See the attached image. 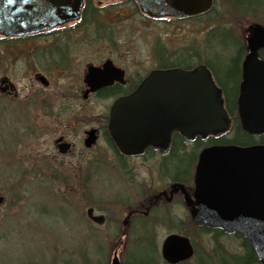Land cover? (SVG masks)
I'll list each match as a JSON object with an SVG mask.
<instances>
[{"label":"rangeland","instance_id":"374dc122","mask_svg":"<svg viewBox=\"0 0 264 264\" xmlns=\"http://www.w3.org/2000/svg\"><path fill=\"white\" fill-rule=\"evenodd\" d=\"M99 1L110 6L111 10L97 13L99 18L96 19L112 21L116 16H124L121 22L111 24V29L119 40L118 46L123 41L119 50L128 52L129 60L134 61L133 68H137L136 62H143L139 65L144 68L152 65L158 44L166 53L175 50V61H180L179 55L185 51L193 52L197 57L201 53L205 56V44H208L207 57L218 68L229 62V57L234 56L235 48L229 45L224 49L218 39L209 35L207 41L209 27H230L236 37L244 42L246 34L243 30L250 24H257L248 16L234 18V11L225 0H214L212 10L201 17L170 22L166 19H147L132 0ZM104 27L107 28L105 25ZM95 46L99 52L107 50L99 42ZM73 50L84 54V51H88V45L80 42ZM9 71L19 86L28 85L20 61L11 66ZM26 107L21 101L0 99V194L5 197L4 204L0 206V264H84L82 255L90 259V264H109L114 252L123 262V258L136 256L139 249L144 250L146 255L149 254L150 248L146 243L135 244L136 238L141 234H150L160 259L161 242L170 232L186 233L195 245L197 254L187 264H197V255L211 252L215 243L223 253H243L241 237L220 235L216 241L212 240L214 233H202L195 228L180 202L167 207L170 216L166 214L164 217L163 213L157 216L160 221L154 229L139 230L137 234L131 231L125 238L119 232L107 229L106 225L94 228L85 216L89 205L104 206L102 203L109 200L106 197H125L127 194L134 200L142 189L139 183L144 186L146 193H150L153 188L166 186L171 181L167 173L173 175L177 168L170 167L164 173L154 169L153 165L149 167L145 159H139L138 167L132 172L136 175V183L132 187L133 191H128L125 185L128 183L127 177L116 168L112 169V156L105 150L107 145L104 142L100 140L94 154L90 155L84 152L82 137L70 134L68 138L74 146L70 153L60 155L59 158L53 143L58 135V107H48L47 118L38 114L37 107L31 108V111ZM74 108L76 107H67L64 110L60 129L66 127L70 130V126H76L77 118L69 117L79 110L77 108L74 111ZM90 108L91 112L86 111L81 115L101 116L106 112V108L101 106L85 109ZM31 115L39 116L37 120L44 122L37 123V128H33L34 124L29 123L27 117ZM33 131L36 133L33 134ZM231 135L229 133L226 136ZM238 138L240 142L248 140L240 132ZM182 151L190 154L193 147L185 146ZM185 161L188 159L183 160L179 169L187 168ZM119 216L121 213L117 217L121 223ZM151 223L145 221L148 226ZM163 263L161 259L158 262ZM215 264H248V261L245 258L234 259L222 255Z\"/></svg>","mask_w":264,"mask_h":264},{"label":"water","instance_id":"95a60500","mask_svg":"<svg viewBox=\"0 0 264 264\" xmlns=\"http://www.w3.org/2000/svg\"><path fill=\"white\" fill-rule=\"evenodd\" d=\"M150 16L179 18L207 13L212 0H136ZM82 0H0V34L25 35L46 30L78 18ZM247 53L241 65L237 114L242 130L264 134V26L250 24L243 30ZM92 72V68L89 69ZM230 118L221 93L209 70L173 68L151 72L142 85L117 99L109 110L108 131L124 154H140L147 146H161L164 152L174 131L185 141L195 134L223 133ZM94 131L84 140L95 143ZM67 143L58 146L68 152ZM197 208L191 211L195 223L237 233L264 264V144L247 147L214 145L199 153L194 173ZM3 197L0 196V204ZM91 220L100 222L88 211ZM160 255L169 264L188 260L193 246L188 237L169 234L161 242ZM110 264H121L116 252Z\"/></svg>","mask_w":264,"mask_h":264},{"label":"flooded vegetation","instance_id":"af4514ba","mask_svg":"<svg viewBox=\"0 0 264 264\" xmlns=\"http://www.w3.org/2000/svg\"><path fill=\"white\" fill-rule=\"evenodd\" d=\"M109 10H111L110 6L101 3L99 0L96 3L91 0L90 7L88 8L87 6L84 9L83 5L76 20L66 21L48 30L21 36L0 34V99H5L9 102L21 101L27 106V110L30 111L31 108L37 107L38 114L44 118H47L48 107L57 106L56 116L58 117L59 126L58 135L53 143L59 158L60 155H65L59 152L58 146L60 144L67 143L69 145L68 153L71 152L74 146V143L68 138L70 134L82 137L84 152L90 155L94 154L93 151L101 140L107 145L105 150L112 156L110 159L112 163L110 165L114 166L112 169L116 168L123 175H126L128 183L123 182L128 191H133L132 187L136 183L134 179L136 175H133V173L135 172L134 169L138 167L139 159H145L149 167L153 165L155 166L154 169L164 173H167L166 170L170 167L177 168L173 175L167 173L171 177V181L162 188H153L150 193H146L143 189L144 186L139 183L140 188L142 187L143 190L141 189L134 200L128 194L125 197L105 196L109 200H106V203H102L104 206L91 204L86 208L85 216L94 228L106 225L107 229L112 232H119L121 237L125 238L131 231L136 232V229L140 231L154 229V226L160 221L159 215L163 213V215L165 214L164 217H166V214L170 216L167 207L175 202L182 204L192 220L191 211L193 208H197L193 179L198 154L202 148L213 145H205L208 138L219 136L205 137L198 134L194 140L186 143L180 133L173 132L165 152L161 151L160 145L147 146L140 154L128 155L120 152L108 131L109 109L117 99L125 97L138 89L153 71L172 69L174 67L192 70L198 66H206L208 68L209 66L207 65L205 52V56L201 53V56L197 57L193 52L185 51L181 54L180 61H175V50H170L166 53L158 44L155 48V55H153L155 62L152 65L144 68L139 65L143 64V62H136L137 68H133L134 61L129 60L128 52L119 50L123 45V41H120L122 45L118 46L119 40H117V36L113 35V30L111 29V27L113 28L111 24L121 22L120 20L124 16H116V19H111L112 21L96 19V17L99 18L97 13H105V11ZM141 14L149 20L166 19L169 22L181 20L169 16L154 18ZM88 31L90 34H88ZM80 42H86L88 45V51H84V54L73 50L74 46L77 43L80 44ZM96 42L107 47V50L99 52L95 46ZM18 61L23 64V70H25L28 79V85L26 86H19L9 71V68ZM90 68H92V72L89 71ZM212 75L221 89L213 72ZM240 80L241 69L234 101L236 110ZM221 91L226 107V98L222 89ZM97 106L105 107L106 112L101 116L81 115V113H86V111L91 112V108L89 110L85 108ZM67 107H76L74 111L79 108L75 113H80L71 112L73 115H69V117L77 118L76 126H70V130L66 127V130L64 128L60 129V120H63L62 114L65 109L67 110ZM27 117L28 122L30 121L34 124L33 128H37V123L44 122V120H37L39 116L36 115ZM90 131H94L96 140L92 147H86L84 139ZM32 133L35 134L36 131ZM42 135L43 133L40 136ZM198 143H204L203 147H200L197 153L195 151V157L192 159L188 158L187 165H185L187 166L186 169H179L178 166L182 165V162H180L181 158L178 157L186 153L182 151L183 148L185 146L194 147ZM180 144L183 147L177 152ZM0 196L4 197L2 194ZM3 204L4 202L0 206ZM88 211L93 217L98 218L100 222L91 220L87 215ZM120 213L121 223L117 218ZM145 221L152 223L148 226ZM143 227H145V230H143Z\"/></svg>","mask_w":264,"mask_h":264},{"label":"trees","instance_id":"16d2710c","mask_svg":"<svg viewBox=\"0 0 264 264\" xmlns=\"http://www.w3.org/2000/svg\"><path fill=\"white\" fill-rule=\"evenodd\" d=\"M227 5L231 7V10L233 12L234 18L236 16H241V17H250L252 20H255L256 23L262 24L264 26V0H225ZM225 3V4H226ZM91 5V0H84V9L88 6V8ZM213 8V7H212ZM212 10V9H211ZM210 10V11H211ZM86 13V12H85ZM84 13V15H85ZM91 18V17H89ZM221 31V32H220ZM208 35L214 39H218L219 43L224 45V49L229 47V45H233L234 49V56L229 57V62L226 64H221L220 67L216 68L214 67V63L211 62V60L208 59L207 57V65L209 68L212 70L215 79L221 86V89L223 90L224 96L226 98V109L228 110V113L230 117L232 118V123L231 126L229 127L228 131L219 137H211L208 138L207 144H220V145H235V146H249V145H255V144H260L264 143V134L263 135H249L246 134L240 126L237 114H236V109L234 108V101L236 98L237 94V85H238V78L240 75V65L241 61L244 56V52H246V47L245 43L241 40L240 37H236V35L233 33V30L230 29V27L227 28V26L222 25L221 26H216V27H209V33L207 34V41H208ZM228 42H224L227 41ZM206 41V42H207ZM209 43V42H207ZM208 44H205V50L204 52H208ZM231 52V51H229ZM228 52V53H229ZM258 54L261 58L264 59V48H261L258 51ZM181 56V55H179ZM241 133L243 136H245L248 140L247 141H242L240 142L238 138V133ZM232 133L231 136H226L227 134ZM249 137V138H248ZM204 144V143H203ZM203 144H195L193 147V151L190 154L183 153L179 155L181 158L182 163L183 160H186V158H193L195 157V151L197 153V150L203 146ZM181 147V148H180ZM179 149H182L183 145L180 144ZM194 153V154H193ZM189 160V159H188ZM186 162V161H185ZM179 165V164H178ZM183 165V164H182ZM195 228H198L202 231V233H210L213 232L212 234V240L216 241V239L219 238L220 235H225L222 231L220 230H210L207 229L203 226H195ZM143 230H145V227H143ZM139 232L138 229H136V232H133L137 234ZM186 234V233H184ZM142 236H139L136 238L137 241H135V244L138 242L140 244L146 243L147 247L150 248L149 254L146 255L144 250L139 249L138 254L136 256L128 257V258H123V263L124 264H158L159 262V256L158 252L156 251L155 243L154 240L150 234H141ZM144 236V237H143ZM238 236V235H237ZM240 237V236H239ZM242 238V237H241ZM243 247L244 251L241 254H226L222 252L221 247L215 243V248H212L211 252H206L205 255H197V264H215V261L219 258L222 257V255H227L230 256L234 259L236 258H245L248 261V264H259L258 260L256 258V255L253 251V249L250 247L248 242L243 239ZM195 246V245H194ZM195 254H197V250L195 249ZM83 256V262L84 264H90V259L86 255ZM194 259V257H193ZM188 261L182 262L179 264H187ZM208 262V263H206ZM167 264V263H163Z\"/></svg>","mask_w":264,"mask_h":264}]
</instances>
